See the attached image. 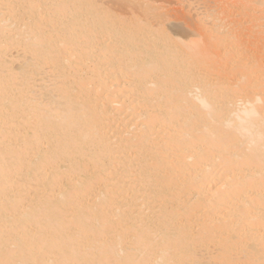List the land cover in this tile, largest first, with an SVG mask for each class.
<instances>
[{
	"label": "bare ground",
	"instance_id": "obj_1",
	"mask_svg": "<svg viewBox=\"0 0 264 264\" xmlns=\"http://www.w3.org/2000/svg\"><path fill=\"white\" fill-rule=\"evenodd\" d=\"M97 1L0 0V264H264V0Z\"/></svg>",
	"mask_w": 264,
	"mask_h": 264
},
{
	"label": "rangeland",
	"instance_id": "obj_2",
	"mask_svg": "<svg viewBox=\"0 0 264 264\" xmlns=\"http://www.w3.org/2000/svg\"><path fill=\"white\" fill-rule=\"evenodd\" d=\"M97 1V0H96ZM102 1V0H101ZM106 2V4L108 2H110L109 4H111L112 1H106V0H103ZM102 1V2H103ZM117 0H114L113 2H115ZM119 1V2H118ZM117 4H120V3H123L121 5L120 4V8L123 7V9H125L126 7V1L125 0L124 2L123 1H120L118 0ZM147 1V0H146ZM98 3L100 2V0L97 1ZM101 2V3H102ZM105 2H104V5H105ZM112 2V5L115 4ZM126 2V3H125ZM147 2H149L151 5L153 6H156V7H159V11L161 12V15H164V17H166L167 19V22L168 24L169 23H175V24H180V27L182 28L183 30V34H187V35H193L194 33H196V35L198 34V30L196 31L197 27L199 26V24L201 26H203L201 23V20H200V16L202 15L204 18V16L209 13H213V15H215L216 13H221L222 15H224L225 19L230 23L231 21L234 23V24H237L238 21L239 23L242 21H245L243 23V26L245 24V26L243 28L245 29H235L236 30V35L239 36L240 38H246L247 42L245 44L246 47H250L253 49V45L256 44L257 42H259L257 39H255V36H251L252 33H251V30L253 29L252 27V24L251 23H247L246 22V19L250 18L253 14V11L251 9H247V12L246 14L244 13L241 14L237 11V9H239V7L237 6V3L234 1V0H148ZM230 2V3H229ZM101 3H99L101 5ZM106 6H110V5H106ZM122 6V7H121ZM112 7V6H111ZM113 9H116V7L114 8V5L112 7ZM129 8V7H128ZM119 9V8H118ZM126 10V9H125ZM130 10H132L131 8L129 10H126L127 12L125 11H122V9H119L116 11L120 14L119 15H122L121 13H123L122 17L126 15V17H128V15H130ZM115 11V10H114ZM206 12L205 14L201 13V12ZM129 12V13H128ZM128 13V15H127ZM125 14V15H124ZM261 16V15H260ZM161 16V19L165 22H166V19ZM262 17V16H261ZM201 18V19H202ZM206 20L208 19V21L211 20V18H209L208 16L206 17ZM160 19V18H159ZM244 19V20H242ZM157 20V19H156ZM205 20V19H204ZM204 28H206L207 30H211L212 26H209L208 24L211 25V22L210 23H206L207 21H204ZM172 21V22H171ZM235 21V22H234ZM248 21V20H247ZM250 21V19H249ZM248 21V22H249ZM154 22V21H153ZM152 22V23H153ZM200 22L199 24H196V23ZM155 23V22H154ZM153 23V24H154ZM157 23V22H156ZM173 23V24H174ZM196 25V29H195V25ZM207 24V25H206ZM231 24V23H230ZM233 24V26H234ZM251 24V28L250 26L248 27V25ZM185 25V27H184ZM232 25V24H231ZM187 27V28H186ZM210 27V28H209ZM201 28L200 26L198 27V29ZM192 29V30H191ZM195 32H194V31ZM202 31V30H201ZM239 31V32H238ZM243 33H241V32ZM187 32V33H186ZM190 34H189V33ZM200 33V31H199ZM202 33V32H201ZM245 33V34H244ZM194 34V36H196ZM200 35V34H199ZM191 37V36H190ZM196 38H198L196 36ZM223 44L227 45L228 49H231L234 51V53L238 52L240 49L238 47H236L235 45H231V44H228V43H225L223 42ZM233 46V47H232ZM245 47V48H246ZM262 47V46H261ZM257 48V47H256ZM258 49V48H257ZM263 49V48H262ZM262 49H259V50H262ZM249 51V48L247 49ZM252 51V50H251ZM260 52V51H259ZM261 53V52H260Z\"/></svg>",
	"mask_w": 264,
	"mask_h": 264
}]
</instances>
